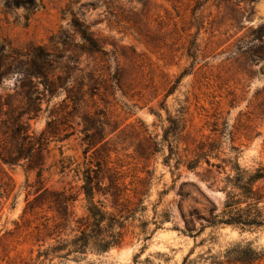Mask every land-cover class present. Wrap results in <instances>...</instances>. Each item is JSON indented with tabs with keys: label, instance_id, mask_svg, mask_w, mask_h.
<instances>
[{
	"label": "rangeland",
	"instance_id": "obj_1",
	"mask_svg": "<svg viewBox=\"0 0 264 264\" xmlns=\"http://www.w3.org/2000/svg\"><path fill=\"white\" fill-rule=\"evenodd\" d=\"M35 1V9H26L6 7L0 0V44L22 52L42 46L62 61L77 54L79 68L94 70L99 82L95 95L86 98L79 112L108 117L106 132L114 129L107 137L109 166H122L127 192L135 196L132 202L142 198L143 207L124 221L120 247L66 258L38 256L58 238L70 239L75 225L55 229V213L47 206L27 208L39 186L48 192H71L74 217L86 214L80 173L91 151L84 160L82 124L74 116L65 122L70 127L57 135L70 133L66 139L50 138L41 185L36 171L2 166L12 190L0 197V264H182L187 257L186 264H209L208 252L220 256L237 243L251 242L264 251V230L205 228L196 235L205 224L199 214L221 205L223 194L216 187L223 175L213 171L216 183L209 187L203 179L204 163L195 171L177 168L174 159L165 164L168 150L160 142L169 118L181 117L187 144L212 143V156L218 159L211 162L234 158V146L242 167L264 164V46L249 42L251 30L264 27V0L254 1L249 16L243 14L248 6L240 0ZM74 18L88 27L106 55L77 51L80 36L70 25ZM60 33L71 40L65 46L57 42ZM261 41L264 45V35ZM115 73L119 82L112 79ZM17 79L16 74L4 78L0 93L13 94ZM64 98L62 92L43 101L37 118L29 121L31 130L39 133L49 119L58 124L70 110L63 109L69 103H63ZM95 199L113 211L102 197Z\"/></svg>",
	"mask_w": 264,
	"mask_h": 264
},
{
	"label": "trees",
	"instance_id": "obj_2",
	"mask_svg": "<svg viewBox=\"0 0 264 264\" xmlns=\"http://www.w3.org/2000/svg\"><path fill=\"white\" fill-rule=\"evenodd\" d=\"M2 1L6 7L11 8L37 7L35 0ZM254 1H238L248 6L243 14L249 16L253 13ZM238 3L234 6H239ZM70 25L74 33L80 36L77 45L79 53L106 55L87 26L82 25L75 18ZM251 33L249 42L256 41L262 48L264 45L261 38L264 35V27L251 30ZM68 41L71 40L64 33H60L57 37V42L62 46ZM239 42V45L243 43V39ZM256 57L259 59V56ZM78 65L77 54L62 61L61 56L53 55L42 46L22 52L11 48L6 50L5 45L0 44V86L4 78L13 74L18 77L13 94L0 93V197L7 196L12 190L10 178L3 170V165H23L28 171H36L37 184L41 185L39 179L44 163V152L47 151L50 138L57 137L60 131H65V127H70V124H65L68 119L74 116L80 117L83 135L81 141L85 144L82 151L84 160L91 151L87 164L84 163V169L80 173L81 191L86 204L85 216L74 217L71 211L74 196L65 190L48 192L39 186L33 200L27 202L30 211L42 206H47L53 211L56 220L53 225L55 229L62 231L72 222L75 224L70 229V232L74 233L70 239L58 238L55 246L38 252V256L44 258L48 256L66 258L71 254H86L87 251L102 254L112 248L120 247L126 232L124 221L136 211H142L143 207L142 198H137L135 203L132 202L135 196H130L127 192V185L124 184L126 175L120 170L122 166L117 163L116 166H109L112 150L108 148L107 137L114 129L106 132V128L109 127L108 117L100 112H94L92 115L79 112L86 98L95 95L94 91L99 82L94 70L85 72L87 68H79ZM184 74L185 72L177 77L169 93ZM112 79L119 82L118 73H115ZM62 92L65 93L63 103L69 102L63 105V109L70 107V110L64 112L58 124L55 120L49 119L45 128L39 133L31 130L29 121L37 118L41 112V103L43 101L48 103ZM168 122V126L162 129L160 139L162 146L165 144L168 150L164 158L165 164L174 159L177 168L181 165L189 171H195L204 163L207 169L203 179L209 182V187H214L216 183L213 171L223 175L219 181L221 185L216 187L217 191L223 194L221 205L219 208L215 206L208 208L204 213L199 214V219L205 224L200 227L196 235L205 228L215 230L228 227L239 233L264 230V164L242 167L236 156L239 150L234 146L230 147L235 154L234 158L221 159L218 163L211 162L212 159H218L217 154L212 156L215 148L211 142L193 140L191 144H187L184 138H187L188 134H184L183 118H169ZM69 135L70 133L65 132L61 138H57L61 141ZM183 141L185 148L179 151V144ZM189 145L192 147L190 148ZM133 193L134 195L137 193L135 189ZM96 197H102L104 201L109 202L113 211H107L104 202L95 199ZM185 232L191 233V230L186 227ZM63 251L64 253L60 254ZM208 253L205 259L209 264H259L264 259V251L254 248L251 242L237 243L224 250L220 256ZM187 258L182 264H186Z\"/></svg>",
	"mask_w": 264,
	"mask_h": 264
}]
</instances>
